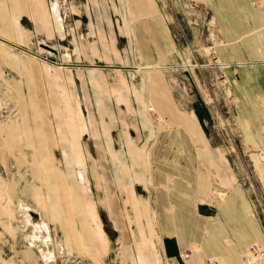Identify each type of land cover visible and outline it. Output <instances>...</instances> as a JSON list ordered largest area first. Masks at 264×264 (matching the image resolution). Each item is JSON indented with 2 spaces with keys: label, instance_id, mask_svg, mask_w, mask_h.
<instances>
[{
  "label": "rangeland",
  "instance_id": "374dc122",
  "mask_svg": "<svg viewBox=\"0 0 264 264\" xmlns=\"http://www.w3.org/2000/svg\"><path fill=\"white\" fill-rule=\"evenodd\" d=\"M132 1L42 0L41 35L2 55L15 57L19 68L22 58L38 64L29 63L28 76L0 71V124L18 137L0 140V264H166L150 173L160 134L179 129L154 107L155 97L171 96L178 113L203 115L208 140L231 160L246 211L264 236V183L245 144L237 80L226 71L232 64L217 56L224 40L209 3L152 0L171 51L161 60L153 53L149 65L135 35L145 19H135ZM143 30L148 43L141 44L150 46ZM108 50L111 57L105 59ZM105 61L131 68L92 67ZM5 64L10 71L13 66ZM65 64L74 65L72 74ZM153 72L162 82L149 81ZM71 120L77 122L76 156L67 147L65 124ZM133 143L143 151L144 181L132 174L142 164ZM174 178L164 184L167 189H174ZM99 190H109L113 199L105 203L115 213L104 209ZM224 194L213 191L211 204L218 206ZM82 200L89 203V218H82ZM251 246L264 243H250L242 264Z\"/></svg>",
  "mask_w": 264,
  "mask_h": 264
},
{
  "label": "crops",
  "instance_id": "0c3cea01",
  "mask_svg": "<svg viewBox=\"0 0 264 264\" xmlns=\"http://www.w3.org/2000/svg\"><path fill=\"white\" fill-rule=\"evenodd\" d=\"M204 1L209 3L210 12L223 36V45L217 47V56L232 64L226 71L231 78L235 77L237 80L235 90L240 98V123L245 144L251 149L249 157L256 167L259 179L264 183V0ZM130 7L136 20L145 19L136 29L135 35L139 38V49L147 63L150 65L153 61V53L158 60L164 59V55L171 51V37L155 15V4L152 0H133ZM48 10L50 12V8ZM53 13L55 14L54 11ZM51 17L53 18L52 15ZM43 23L46 22L43 19L42 0H0V44L7 46H0V71L15 76L31 74L28 71L29 63L38 64L37 61L22 58L24 66L19 68L17 65L22 64L14 63L15 57L5 60L2 55H9L13 45L26 46L32 37L40 36ZM143 28L146 29L150 46L141 44L148 43L142 39ZM103 52V58L111 57L108 54L110 50ZM5 62L13 66L10 71ZM105 62L95 66H82L123 70L131 68ZM70 66L74 65L65 64L72 74L73 67ZM148 76L149 81L162 82L158 73L153 72ZM55 82L57 85L56 80ZM161 100L155 97L154 107L161 115L170 117L171 124L179 129L160 134L153 149V167L150 173L161 231L160 249L166 264H205L204 261L210 258L217 264H242L245 248L252 242L263 244L264 236L255 218L246 211L247 201L236 184L233 164L208 140L201 113L199 115L195 110L178 113L171 96ZM257 101L262 102L263 106H257ZM76 123L71 120L65 124L69 134L67 147L73 156L79 153L78 132L74 126ZM6 126V123L0 124V140L18 138L10 135ZM27 137L40 140L50 138L42 135ZM27 137L23 136L24 139ZM131 145L140 153V162L144 167L142 172L139 170L142 164H133L137 170H133L132 174L135 172L134 178L136 174L144 181L147 166L143 151L137 149L136 143ZM3 154L0 151V155ZM171 177H175L173 190L164 185ZM126 179L128 182L132 181V178ZM108 191L102 194V190H99V199L100 202L104 199L102 203L105 210L115 213L112 203H105L107 197L113 199L111 195H107ZM213 191L225 193L218 206L211 204V199H214ZM129 194L132 199L133 191L129 190ZM79 203L83 209L82 218H89L86 213L89 203H84L83 200ZM39 214L41 217L42 213H38V216ZM46 227L49 232L48 225ZM183 253L188 254V257L183 258Z\"/></svg>",
  "mask_w": 264,
  "mask_h": 264
},
{
  "label": "built area",
  "instance_id": "2783aa9c",
  "mask_svg": "<svg viewBox=\"0 0 264 264\" xmlns=\"http://www.w3.org/2000/svg\"><path fill=\"white\" fill-rule=\"evenodd\" d=\"M187 255L182 254L181 256L185 258ZM262 261H264V247L251 246L243 257V264H259Z\"/></svg>",
  "mask_w": 264,
  "mask_h": 264
},
{
  "label": "water",
  "instance_id": "95a60500",
  "mask_svg": "<svg viewBox=\"0 0 264 264\" xmlns=\"http://www.w3.org/2000/svg\"><path fill=\"white\" fill-rule=\"evenodd\" d=\"M13 46H15V45H13ZM42 46H44L45 49H47V50L50 51V52H53V53L55 52V49L52 48V47H49V46L44 45V44H42ZM30 214H31L33 217H37V216H38V214H37V213H34V212H30Z\"/></svg>",
  "mask_w": 264,
  "mask_h": 264
},
{
  "label": "bare ground",
  "instance_id": "6f19581e",
  "mask_svg": "<svg viewBox=\"0 0 264 264\" xmlns=\"http://www.w3.org/2000/svg\"><path fill=\"white\" fill-rule=\"evenodd\" d=\"M183 255H185V253H183ZM187 257H188V255H187ZM260 264V263H259Z\"/></svg>",
  "mask_w": 264,
  "mask_h": 264
}]
</instances>
